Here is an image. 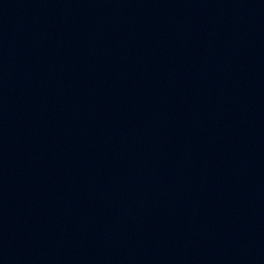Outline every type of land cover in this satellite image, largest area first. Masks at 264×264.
Returning a JSON list of instances; mask_svg holds the SVG:
<instances>
[{
	"label": "water",
	"instance_id": "1",
	"mask_svg": "<svg viewBox=\"0 0 264 264\" xmlns=\"http://www.w3.org/2000/svg\"><path fill=\"white\" fill-rule=\"evenodd\" d=\"M0 264H264V43L125 69L0 123Z\"/></svg>",
	"mask_w": 264,
	"mask_h": 264
}]
</instances>
